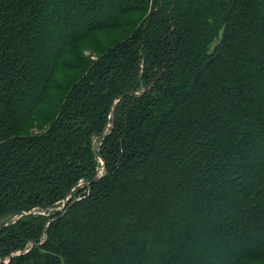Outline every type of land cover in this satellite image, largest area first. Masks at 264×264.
Here are the masks:
<instances>
[{
	"label": "trees",
	"instance_id": "trees-1",
	"mask_svg": "<svg viewBox=\"0 0 264 264\" xmlns=\"http://www.w3.org/2000/svg\"><path fill=\"white\" fill-rule=\"evenodd\" d=\"M0 264H264V0H0Z\"/></svg>",
	"mask_w": 264,
	"mask_h": 264
},
{
	"label": "rangeland",
	"instance_id": "rangeland-1",
	"mask_svg": "<svg viewBox=\"0 0 264 264\" xmlns=\"http://www.w3.org/2000/svg\"><path fill=\"white\" fill-rule=\"evenodd\" d=\"M102 37H103V40H104L103 45L106 46V45L112 44L115 41L121 40L122 39V32H120V31H117V32H104L102 34ZM111 37H114V39H111L110 40ZM100 49H101V46H100ZM83 54H84V56L83 57H80L79 59H81V58L90 59V57H95V55L94 56L91 55V52L90 51H87V50H85L83 52ZM101 162H102V166L99 168L98 171H103V173H104L105 163H103L104 162L103 159H101ZM62 207L63 206H61L60 208H62Z\"/></svg>",
	"mask_w": 264,
	"mask_h": 264
},
{
	"label": "water",
	"instance_id": "water-1",
	"mask_svg": "<svg viewBox=\"0 0 264 264\" xmlns=\"http://www.w3.org/2000/svg\"><path fill=\"white\" fill-rule=\"evenodd\" d=\"M104 163V162H103ZM104 175L103 171H99L98 174L95 176V178L92 180L93 182H96L99 178H101Z\"/></svg>",
	"mask_w": 264,
	"mask_h": 264
}]
</instances>
